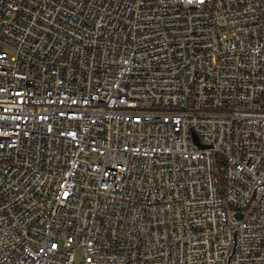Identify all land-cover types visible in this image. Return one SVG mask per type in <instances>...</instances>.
<instances>
[{"label":"built area","instance_id":"obj_1","mask_svg":"<svg viewBox=\"0 0 264 264\" xmlns=\"http://www.w3.org/2000/svg\"><path fill=\"white\" fill-rule=\"evenodd\" d=\"M0 264H264V0H0Z\"/></svg>","mask_w":264,"mask_h":264},{"label":"rangeland","instance_id":"obj_2","mask_svg":"<svg viewBox=\"0 0 264 264\" xmlns=\"http://www.w3.org/2000/svg\"><path fill=\"white\" fill-rule=\"evenodd\" d=\"M78 258V252L76 251L75 252V259H77Z\"/></svg>","mask_w":264,"mask_h":264}]
</instances>
